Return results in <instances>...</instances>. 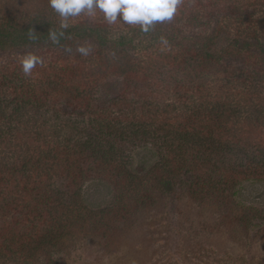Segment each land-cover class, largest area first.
I'll return each instance as SVG.
<instances>
[{
	"label": "trees",
	"instance_id": "obj_1",
	"mask_svg": "<svg viewBox=\"0 0 264 264\" xmlns=\"http://www.w3.org/2000/svg\"><path fill=\"white\" fill-rule=\"evenodd\" d=\"M67 23L68 27L62 29L61 18L52 12L32 17L25 23L8 21L0 25V205L4 202L10 210L18 211V218L9 223L13 226L10 235L15 237L10 239L9 245H4L6 249L9 250L18 239V226L30 231L28 225L47 218L42 213L45 209L40 207L42 200L56 202L49 194L51 184L48 179L65 174L63 169L72 176L78 175L77 167L84 158L90 160L91 153H96V149H92L94 142L84 137L85 133L88 135L94 130L93 136L101 137L102 142L96 143L99 148L113 139L111 133L118 131L117 126L122 121L114 116L116 111L112 112L111 107L106 109L102 104L96 107L94 102L110 96L126 99L133 90L130 87L141 83L140 78H145L148 71L166 73L174 68L183 69L182 59L187 58L189 65L196 62L233 63L234 68L231 67L219 80L223 85L218 91L213 89L212 83L207 84L210 81L177 82L174 92H178L180 98L193 101L197 98V104L188 111L182 110L177 102L171 103L175 114L166 108L154 110L153 103H144L132 112L129 108H119L121 111L118 112L125 117L129 127L135 129L129 135L139 137L147 126L157 125L155 131H151L150 139L144 141L155 145L159 139H169L170 144L178 147L179 152L170 153L171 159H168V166L176 167L175 176L200 169L219 145L228 149L230 146L250 147L249 150L256 154L254 157L261 161L254 160L264 168V119L257 118V126H263L261 130L260 127L242 125V128H257L255 135L260 142L240 139L235 134L240 127L231 120L237 105L232 100L238 94L243 95V90L230 93L231 75L237 74L238 83L247 84L248 98H258L254 81L259 73L264 74V0H182L171 21L157 23L148 33L142 32L139 25L108 24L99 10L93 17L81 14ZM50 31L63 33L59 43L51 41ZM47 45L54 53L52 59L47 58L50 55L44 48ZM143 45H155L156 50L149 53L145 49L144 59L137 60ZM78 47H91L92 51L83 56L77 51ZM68 48L70 52L66 51ZM168 49L176 52L173 58L167 57L165 51ZM27 54H34L43 61L30 76H25L22 71V60ZM131 54L135 56L133 62ZM181 54L187 57L183 58ZM147 56L154 58L144 62ZM127 59L130 61H125ZM240 62L243 72L234 66ZM143 87L142 92L146 94L149 86ZM213 90L215 94L212 95ZM191 92L195 95L191 96ZM68 97L69 100L75 98L78 107L88 111V121L95 124L92 130L84 129L88 127L82 124L80 116H76L77 126H84L80 137L60 140L61 126L49 123H69V117L61 112L69 106L63 103ZM92 108L95 110L91 113ZM112 116L118 119L117 125ZM65 117L67 120L63 121ZM120 130L126 132L127 129L120 127ZM232 133L234 142L231 143ZM71 141L75 142L67 146ZM188 152L189 157L186 156ZM108 155L99 162L113 165ZM253 174L260 175L262 171ZM195 188V191L201 189L203 192V188ZM52 210L49 216L54 221ZM59 211L62 212L60 225L70 233L71 229L62 221L68 220L65 216L71 214L66 212L70 209L63 207ZM59 235L62 237L63 233ZM21 239L18 242L24 244Z\"/></svg>",
	"mask_w": 264,
	"mask_h": 264
},
{
	"label": "rangeland",
	"instance_id": "obj_2",
	"mask_svg": "<svg viewBox=\"0 0 264 264\" xmlns=\"http://www.w3.org/2000/svg\"><path fill=\"white\" fill-rule=\"evenodd\" d=\"M52 12L49 0H0V25L8 21L25 23L32 17ZM228 25L235 30L232 24ZM44 48L50 54L47 58L52 59L54 53L48 50L50 46ZM145 49L153 53L156 47L143 45L137 60L144 59ZM165 53L172 58L176 54L171 49ZM131 56L133 62L135 56ZM153 58L147 56L144 62ZM182 60L183 69L174 68L166 73L148 71L145 78H140L141 83L130 87L133 90L126 99L110 96L94 102L96 107L101 104L106 109L111 107L112 112L116 111L114 116L122 121L118 131L111 133L113 139L99 148L96 143L102 140L93 136L95 123L88 121V111L78 107L75 98L63 100L69 106L63 104L61 112L69 117V123L49 124L61 126L60 140L77 139L84 126H77L74 119L80 116L82 124L88 127L84 129L92 130L88 135L84 132V137L94 142L92 149L96 153H91L90 160L84 158L81 168L77 167L78 175L72 176L63 169L65 174L48 179L49 194L56 202L42 200L40 207L45 209L42 213L47 218L28 225L30 231L18 226V239L9 250L4 245H9L15 237L10 235L13 226L9 223L18 218V211L10 210L7 203L0 205V264H264V168L254 160L261 161L254 157L252 149L239 146L228 149L219 145L200 169L175 176L176 167L170 168L168 159H171L170 153L179 152L178 147L170 144L169 139H159L155 145L144 141L150 139L157 125L147 126L144 134L139 132V137L129 135L135 129L118 112L119 108H129L132 112L144 103H153L158 106L151 104L154 110L166 108L175 114L172 102L188 111L197 104V98L194 101L180 98L174 92L177 82L210 81L207 84L212 83L213 89L222 90L223 83L219 80L233 67V63L189 65L187 58ZM241 65L242 62L234 64L239 72L244 70ZM237 78V74L231 75L230 93L243 90V95L238 94L232 100L237 105L235 117H230L240 127L235 134L240 139L249 138L251 143L260 142L255 134L258 127L260 130L263 127L257 126V118L264 119V74L259 73L254 81L258 98H248L247 84H239ZM143 86H149L146 94L142 92ZM114 116L112 119L117 125L119 121ZM66 120L65 117L63 121ZM243 124L257 128H242ZM120 127H125L126 132ZM230 141L234 142L233 133ZM108 153L113 165L107 166L99 161ZM186 156L189 157V152ZM259 171L262 174H253ZM196 186L203 188V192L195 191ZM63 207L71 212L65 216L68 220H62L71 234L59 222L62 212L58 210ZM50 209H53L54 221L50 219ZM20 239L24 244L18 242Z\"/></svg>",
	"mask_w": 264,
	"mask_h": 264
},
{
	"label": "clouds",
	"instance_id": "obj_3",
	"mask_svg": "<svg viewBox=\"0 0 264 264\" xmlns=\"http://www.w3.org/2000/svg\"><path fill=\"white\" fill-rule=\"evenodd\" d=\"M182 0H49V6L61 18V28L68 27L70 18L86 14L95 16L97 10L103 13L108 24L125 23L139 25L140 30L148 33L157 23L171 21L181 6ZM63 33L49 32L53 43H59V36ZM163 43H167L163 40ZM66 51H71L70 48ZM77 51L87 56L91 47H78ZM43 63L42 59L34 54H27L22 60V71L30 76L37 65Z\"/></svg>",
	"mask_w": 264,
	"mask_h": 264
}]
</instances>
